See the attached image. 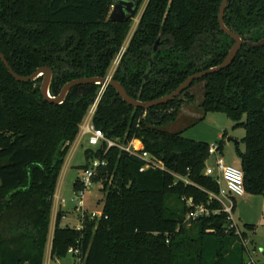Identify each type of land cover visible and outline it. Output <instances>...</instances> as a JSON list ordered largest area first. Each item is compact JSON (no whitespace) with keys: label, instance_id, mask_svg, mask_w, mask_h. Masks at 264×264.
Wrapping results in <instances>:
<instances>
[{"label":"trees","instance_id":"obj_1","mask_svg":"<svg viewBox=\"0 0 264 264\" xmlns=\"http://www.w3.org/2000/svg\"><path fill=\"white\" fill-rule=\"evenodd\" d=\"M117 1L0 0V50L20 76L51 68L52 96L72 80L106 77L144 0L132 17L113 22L109 15ZM222 1L149 0L112 79L133 98L148 102L220 65L234 44L219 23ZM224 21L244 40L260 42L264 0H229ZM41 80L19 82L0 60V264L45 263L59 176L102 89L78 85L64 103L55 104L43 97ZM196 83H203L198 120L221 112L234 127L245 129V150H238L245 189L264 195V45L245 44L228 68L149 110L128 105L106 87L95 127L118 143L140 138L165 170L142 172L143 160L118 147L108 149L105 142L87 148L84 169L93 159L106 162L93 178L102 181V215L86 211L79 228L62 226L58 215L53 260L80 248L82 264H246L249 248L235 233L215 227L222 215L186 221L184 199L220 208L210 197L219 186L205 174L210 143L169 129L182 109L197 101L191 91ZM218 142L222 151L223 139ZM81 187L77 180L76 190Z\"/></svg>","mask_w":264,"mask_h":264},{"label":"rangeland","instance_id":"obj_2","mask_svg":"<svg viewBox=\"0 0 264 264\" xmlns=\"http://www.w3.org/2000/svg\"><path fill=\"white\" fill-rule=\"evenodd\" d=\"M149 0H144L141 4L137 16L134 18L131 24V30L126 38V48L134 35L136 28L138 27L141 14L146 8ZM113 6L111 7L112 10ZM122 46V47H123ZM42 83V80L41 82ZM204 83V82H203ZM203 83H196L191 91L197 95V101L193 106L184 107L176 123H172L170 130L179 131L183 130V136L188 139H194L197 141H203L208 143H214L223 139L222 155L228 164H231L237 168L241 167V161L238 154V150L244 151L245 144L242 142L246 131L242 127H234L235 122L229 119L224 113L212 112L208 113L203 120H198L203 116L202 110L198 107L203 99ZM196 122L194 125L193 123ZM222 137H219V135ZM231 137L238 142L228 141ZM83 146L79 148L77 158L74 160L75 165L72 173L78 177L84 175V165L87 164L88 159L85 155L87 148H95L89 145L88 137H85ZM85 146V148H84ZM207 163L213 165L214 160L210 158ZM70 193H65V199L69 205L75 206V203L71 201V197H75L76 189L71 188ZM236 200L239 202L237 210L234 215L236 222L242 231L248 233L247 239L249 240V250L245 253V260L256 261L257 264H264V195H252L246 193L242 197H238ZM104 193L102 190V181H92L89 189L86 190L84 196V209L89 212H100L102 213L104 207ZM69 206V207H70ZM70 209V219L64 221L69 223L71 226L80 224L81 213L76 211V208ZM188 222V221H187ZM192 222H188L190 224ZM245 223L255 224V232H250L245 226ZM78 258L72 254H68L65 258L60 259V264H77Z\"/></svg>","mask_w":264,"mask_h":264},{"label":"built area","instance_id":"obj_3","mask_svg":"<svg viewBox=\"0 0 264 264\" xmlns=\"http://www.w3.org/2000/svg\"><path fill=\"white\" fill-rule=\"evenodd\" d=\"M125 50L126 45L120 49L108 75L106 76L108 79L113 78ZM106 87L107 86L102 87L101 91L98 93L91 105L88 114L81 125L80 134L88 137V143L90 146H98L99 144L105 142L108 149L111 147H118L130 155L140 158L145 162L144 166L141 168L142 172L149 168L165 170L163 162L158 160L154 155L146 150L144 143L140 138H133L127 143H118L116 140L107 138L102 129L95 127L93 124V117L97 111ZM210 158H213L214 163L213 165H209L206 162L205 174L207 176H212L219 186V192L216 194L211 193L210 197L220 203V208L211 209L205 204H196L193 199H184L189 208L186 221L192 222L201 218L211 217L213 215H222L223 220L221 222H223L222 227L224 228L225 233H235L242 240L246 248H248L249 240L244 236V232L236 222L234 215L236 199L246 194L244 173L241 167L237 168L225 161L219 142L210 143L208 160ZM105 165L106 162L104 160L93 159L89 167L84 170V175L80 178L82 187L75 193L76 195L74 197V201L77 202L76 211L80 212L82 216H84L86 212L84 209L85 192L89 189L99 167ZM185 181L189 182L186 179ZM91 215L92 217L101 216L102 213L91 212ZM69 253L78 258L79 261L77 264H82L83 256L80 248H70ZM247 264L257 263L254 260H250Z\"/></svg>","mask_w":264,"mask_h":264},{"label":"water","instance_id":"obj_4","mask_svg":"<svg viewBox=\"0 0 264 264\" xmlns=\"http://www.w3.org/2000/svg\"><path fill=\"white\" fill-rule=\"evenodd\" d=\"M228 2L229 0L222 1V4L220 6V11H219V16H218L221 29L234 40V44L232 48L230 49L229 53L227 54L225 60L216 67H212L210 69L204 70L197 74L191 75L174 92L167 94L159 99L152 100V101L144 102L136 98H133L127 93L126 89L119 81L114 80V79H108L107 77L79 78V79L72 80L63 86L59 95L52 96L50 93V87H51V83L54 77V72L51 68L49 67L39 68L36 72L31 74L30 76H20L11 68V66L9 65L8 61L6 60L1 50H0V60L4 63V65L8 69L9 73L14 77V79H16L19 82L34 81L42 77L41 93L43 97L45 98V100L51 103H55V104L64 103L68 94L70 93L72 88H74L75 86L86 85V84H98V85H101L102 87L104 86L113 87L116 90V92L121 96V98L124 100V102H126L128 105L133 106L134 108H142L144 110H149L155 106L166 104L178 98L183 92H185L188 88H190V86L196 80L203 79L204 77L208 75L218 73L228 68L232 64L236 56L238 55L243 45L247 44V45H251L255 47L264 45V39L257 43L252 42V41H246L242 38L241 35L235 33L234 31H232L226 26L225 21H224V16H225V11H226ZM139 3H140V0H118L115 3V5H113V8L109 15V19L113 22L126 21L128 18L132 17L135 14L136 10L138 9ZM228 141L229 142L233 141L236 144H238V142L231 137L228 138ZM222 225H223V222L215 223L216 228H220L222 227Z\"/></svg>","mask_w":264,"mask_h":264},{"label":"crops","instance_id":"obj_5","mask_svg":"<svg viewBox=\"0 0 264 264\" xmlns=\"http://www.w3.org/2000/svg\"><path fill=\"white\" fill-rule=\"evenodd\" d=\"M143 12H142V14H143ZM142 14H141V16H142ZM85 137L86 136H83L79 133L77 139L71 145V148L69 150V153L67 155L65 163L63 165L61 174L59 176V180H58V184H57V188H56V193L54 196L53 207H52V219H51L49 236H48V241H47V246H46L45 263L44 264H60V259L59 260L58 259L53 260L52 255H51L52 245H53V236H54V231H55L56 221H57L58 215L59 216L61 215V217H62L61 218V225L62 226H67V225L71 226L69 223H64V221H67L70 219V216H69L70 209H68V207L70 205H69L68 201L65 199L66 197L64 194L70 193L71 192L70 190L73 187H74V189H76V182H77V180H80V178H81V177L74 175L72 173V171H73V167L75 166V165H73L74 160L77 158L79 148L81 146H83V143L86 140ZM219 137H222V135L220 134ZM84 148H85V146H84ZM71 201L72 202L74 201L73 197H71ZM73 203H75V202H73ZM238 206H239V202H238V200H236L235 210H237ZM74 207L76 208V203H75V206L71 205L69 208L74 209ZM87 212H89V211L87 210ZM98 213H100V212H98ZM246 224H252V223H245V226H246ZM81 225H82V220L80 221L79 225L71 226V227L79 228V227H81ZM253 225L255 226V224H253ZM248 231L255 232V229L254 230H248ZM243 232H245V231H243ZM245 233H247V232H245ZM246 235L248 237V233ZM245 262L247 264L246 260H245Z\"/></svg>","mask_w":264,"mask_h":264}]
</instances>
